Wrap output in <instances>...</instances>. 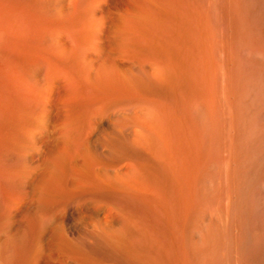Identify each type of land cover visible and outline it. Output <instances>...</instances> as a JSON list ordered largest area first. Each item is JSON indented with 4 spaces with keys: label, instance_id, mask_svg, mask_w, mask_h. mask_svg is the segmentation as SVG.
Instances as JSON below:
<instances>
[{
    "label": "bare ground",
    "instance_id": "1",
    "mask_svg": "<svg viewBox=\"0 0 264 264\" xmlns=\"http://www.w3.org/2000/svg\"><path fill=\"white\" fill-rule=\"evenodd\" d=\"M30 1L31 0H0V33H1L0 36H2L1 39L3 38L2 40L3 42H0V47L1 49L4 48V51L8 54L7 56L5 55L6 63H4L6 64L5 69L7 67V70L3 71L5 72L4 74H2L3 76H1L0 74V78L2 77L3 79V80L2 79L0 80H2L3 81L2 83L4 84V86H2V89L4 88V91H5L2 94L3 95L7 94V97L9 98L10 96V99H11L12 93L14 92L16 93L18 92L19 95L21 96L20 97L21 104L18 105L19 106L18 109L16 108L18 110L17 112H13V110L11 111L12 108L10 109L8 107H5V109L8 108L7 112L9 111V109L11 112L9 111L10 113L5 114L4 113L5 109H2V112L5 115L0 116L1 118L0 119V264H39L42 257L45 258L44 244L46 242L44 243V234L46 231L45 229L47 228L46 227L47 222H49L48 220H50L48 218L53 217V216L48 217L52 215L51 212L53 210L50 212L52 208L49 207L50 208L49 210L50 214L48 213L49 215H47L46 213V210H47L46 203H48L47 201L49 200H47L48 198L45 199V196L47 197L46 194H48L47 193L48 191L46 190V184L48 181L46 180L49 177L47 176V172L49 171H46L48 169L47 166L49 165V163L46 166L47 160H46V152H45V144H44L45 142L44 136L46 134L45 127L48 128L47 125L45 124L46 122L45 119H47L45 118V115L47 113L45 112L46 110H45V104H44L46 101V99H44L45 97L44 90L46 89L47 83L44 82L45 80L44 79L45 78L44 77L45 61L43 59L44 55L41 56L42 54H44L45 51L43 50L44 51L43 52L41 50L42 47L41 48L39 47L40 51H42L43 53L39 55L38 57H37L38 53L36 52H35L37 54L36 57H29L30 54L29 56L25 55L27 57H23L24 55L23 53L26 49L23 47L25 50L23 51V53L21 52L23 54L22 55L20 53V50L22 48L20 47L21 49H19L17 47L19 49V52H18L19 54L16 53V50L14 49V47L18 43L14 44L15 42L13 43L12 41L13 38H11L12 33L14 32L13 30L16 29V26L19 27L20 24L22 23L25 24V22H22L23 20L28 21V18L27 19L25 18L29 13ZM138 1H137V4L138 5L140 4L141 5L140 8H141L143 5V0H142V4L139 3ZM147 1L148 0H145V2ZM158 1L161 2L160 5L167 3V1L162 3L163 0L162 1L158 0ZM186 1L188 3V8L186 9L184 7L186 10L182 12L183 10L180 9L181 7L180 8L178 7L181 10V14L175 13L176 22L169 26H164L165 24H167L166 22L165 24H162V25H161L162 22H160L161 26L159 25L154 26L153 23L149 22V20L151 21V19H152L151 22H153V18L152 17L149 18L150 15L152 16L155 12V10L152 8L154 11L152 10L153 13L152 14L149 13L150 15H146L138 11H134L131 13L128 12V14H130L131 17H133L136 20L135 24L134 23L131 24L132 23L131 21L133 20H130V19H133V18H131L129 15H128L129 21L127 22L129 23L131 22V23L128 24L126 22L128 18H123L124 14L123 12L122 13L120 12L121 15L123 14L120 18H123V20L124 19L126 20L122 21L121 19V21H119L120 24H115L114 20L115 18H117V15H116L113 20V23L115 24L114 26L115 28L108 27L105 24L106 21H105V16H103V13L100 12L101 15H98V10L95 8V6H92V8L88 9L89 10L88 16L87 15L85 16L88 18L87 19L84 18L86 22L82 21V23L72 27L71 29V32L74 34L76 41H77L76 43L75 39L72 40L74 41L73 44H76L75 47H77V50H78L76 51L79 53V54L75 53L76 55H80V53H82L83 55L84 52L86 51L87 53L88 50L89 52L94 51L96 53V58L94 59V62L96 63V66H95L96 68L95 67L92 68V66L94 65L93 61H89V62L86 61V63L87 64L89 63V64L84 67L85 69L83 72L86 74V76H90L92 75L91 72H94L95 74L92 76L94 77L93 79L94 81L93 80L91 81V87H93L94 85V87L98 88L97 91L100 90L98 92H102L104 93V95L109 97V99L106 100L108 104L103 103L105 100L102 97L99 98L100 100H104L102 101V103L101 101L98 102L99 104L97 105L98 107L100 106L99 109H101L102 104L104 106H106L107 104L106 108L107 109L111 108L109 110V113L110 112L112 113V111L116 112V110L120 107L118 109V112L114 113L115 116L117 117V118L115 117L117 121L116 122H112L113 120L111 121L114 124L112 125L113 127L111 130L112 131L111 134L108 137L105 136L104 142L106 144H104L103 146V144L100 141V143L102 144L101 146H103V148L105 147V151L107 153L106 155H108L107 157H109L110 160L114 162L115 166L113 164L112 166H110L111 169H113L112 167L114 166L113 173L107 174V172H109L108 170L105 174L102 173V175L103 174L104 175L102 177L100 176L98 177L101 180V184H100L101 186L97 190L92 189L93 190L92 191L90 189L91 190L89 191L90 193H85L86 191H84L85 194H89L88 198L81 197V195L78 196L76 193L77 197L72 202L69 203V210L71 214L79 212L78 210L79 208L77 209V207L80 204H87L88 201L89 203L91 201V205L95 204V206L97 204L99 205V203L102 204L101 202H105L104 204L108 206V208H105L104 210L105 212H107L106 209H109L110 207L112 211H115L119 214L118 215L119 219L116 223H114L112 220H108L107 218H109L110 216L108 217V215H106L105 212L103 213L104 215L107 216V217L104 216L107 220L104 223H99L98 219H97L98 221H96L95 218L97 216L94 217L93 214L89 213L85 216L87 222L91 226V228L89 227L90 229H88L87 231L88 233L87 237L91 238V241L94 240L93 242L94 245L92 246L93 247L92 249L94 252H96L103 258L105 263L107 262L106 264H264V249L263 250L256 249L255 245L253 244L254 237H253V230H252V225L255 222L254 213L252 210V206L254 203L253 200L257 193V187L263 181V178H264V123H263L264 121L262 120L263 121L262 123L258 122L259 111L264 110V66H259V64L257 66L255 65V67L250 66L249 63H251L250 62L251 59H249V61L247 62L240 60V58L239 60L238 59L232 60L231 62H229V66H228L229 67V77L228 76L227 77L229 78L228 79L229 88H226V86H228L227 83L225 86V88L229 90L228 94L224 93L225 91H227L225 90L224 87H223L224 92L220 90V93L222 92L221 94L222 95L225 94L226 96L225 95L222 96L220 93H218L219 90L216 91L217 89L214 88L215 87L214 85L216 84L218 74L220 72L222 73L224 72L222 70L223 69L222 66L219 65V68H218V62L216 63L215 61L217 59H214L215 56L212 53V50L215 52L214 47H213L214 42L211 43L212 41L211 38L213 39V36L215 37L214 32L215 34H217L218 32V34H221L223 37L224 35L223 32L224 31L226 32V30L223 27L221 28L220 26L218 27L217 26L218 24L214 25L212 23L214 22L212 17L213 16L216 17V15H213L212 12H214L215 14V11H216L215 7H217L216 6L217 4L213 7L212 6L213 0H206L209 3L211 1L212 4L211 3L210 4L215 9L214 11L210 12L209 10H207L208 6L205 8L206 5L205 6L202 5L205 3L203 2L204 0L202 1L203 2L202 4H200L196 0H186ZM100 2H99V5H100ZM103 2L105 3V1ZM128 2L130 1L128 0ZM148 2H150V5H151V3H154V0H149ZM225 2L227 5L225 4L226 7L221 10H224L223 11L224 16L226 17L229 25H230V22L233 23L231 24L233 25L232 28L229 27L231 34L228 35L227 33V35L230 37L232 35V37H234V40H235L234 43L237 44V42L238 43L240 42L238 40L240 35L243 34V32H241V29H243V27L246 24H249V25L251 23L255 24V21L257 20L256 14L259 8H262V7H259L257 10V7H256L257 3H255L256 2L255 0H240L238 4L236 5V7H233V8L231 5L232 3H230L231 1L226 0ZM96 3L94 5H96ZM169 3L170 2L168 1L167 5H169ZM217 3H220V1H218ZM59 4H61V2ZM101 4L103 3L101 2ZM154 4L152 6L156 9V6H158V4L156 6H154ZM160 5H159V8L161 7ZM81 6L85 8V6L83 5ZM82 7L81 9H83ZM62 8L63 7H61V9ZM143 8L144 6L142 7V9ZM164 8H166L165 5H164ZM98 9L102 10L101 8H98ZM108 9H110V7ZM124 9L123 11H125ZM160 9L162 10L163 6ZM131 10L132 9H130V11ZM167 10L169 12L170 9L168 8ZM59 11L60 10H58V12ZM73 11L74 10H72L71 12L72 14L74 13ZM77 11L79 10H76L75 12L78 13ZM110 11L112 10L110 9ZM110 11L107 10V12H110ZM114 11H112V14L114 13ZM118 12L119 11H116L115 14L116 13L118 14ZM143 12H145V10ZM164 12L166 13L167 11H164ZM178 12L180 11L178 10ZM120 13L118 15H120ZM161 14L159 16H161ZM250 14L252 15V17ZM74 15L73 17L71 16L72 19L74 18ZM109 16L111 17V15ZM109 16L107 14L106 17H108L107 19H109L110 21ZM154 16L155 18L159 17L156 14ZM83 17H81V20H83L82 19ZM160 19H163V17ZM216 19H218V17ZM111 20H112V17H111ZM63 22H61L60 24L62 25ZM158 22H155V23L158 24ZM220 23L221 22H219V24ZM224 23L226 24L225 21ZM58 24H57V27H58ZM111 24L112 23H110L109 25ZM63 26H64L63 30H65L63 33L65 34L66 33L65 24ZM59 27L57 28L58 30L61 29ZM37 30H38V27H37ZM63 30H59L62 36L64 35L61 32ZM107 32L109 33V36H107L108 38L107 37L105 38H107V41L109 42L108 43L109 49L106 47L108 51H106L105 53V51L103 50V47H104L103 45H104V42L107 43V41H104L103 36L104 34L106 36ZM218 34H217V37H218ZM57 35L55 37L60 36V34L58 36ZM221 35H219V37H221ZM227 35L225 37H227ZM62 36H60L59 38H56V40L62 38ZM41 38L45 39L46 37L42 36ZM52 38L54 37L51 36L50 39L53 40ZM136 38H140V39L136 40ZM218 38H216V40ZM228 38L229 37H227V39ZM244 38H246V36ZM242 39H243V36H242ZM45 40L41 41L40 43L44 42ZM62 40L64 39L62 38ZM222 40H219V42ZM54 41L55 39L51 42L53 43ZM46 42L48 43V41ZM58 42H61V41L58 40ZM35 43H36V40H35ZM49 44H47L48 47H46L47 46L46 45L43 48L44 49L49 48ZM228 44H229V41L227 45ZM29 45L30 44H28V46ZM31 45L33 44L31 43ZM61 45L59 44L60 47ZM66 45L65 46L62 45V46H64L65 48ZM220 45H218L219 47L217 46L219 49H220ZM241 45L243 46V41ZM59 46L57 47V49L58 50L62 49V48H59ZM33 47L32 49L35 48V50L37 51L36 47L34 48ZM241 47H239L240 49L238 48V52H240ZM231 48L228 47L227 50H231ZM245 48L246 47H244V49ZM65 49L67 52V47ZM32 51L34 50H31V49L29 50L30 53H34ZM64 53L65 52H63V54ZM222 53H223V49H222ZM235 53L237 52L235 51ZM65 54L63 55L65 57L64 60L67 59L66 58L67 56H65ZM218 54H221V51L220 53L218 52ZM32 55L34 54H31V56ZM60 56L62 57V55ZM222 56H224V53ZM227 56L229 57L228 54ZM69 57L70 56H68V58ZM83 57L86 58L84 55ZM72 58L75 59L74 56ZM72 58H71L72 60L71 63L74 64ZM80 59L77 60V63ZM82 60H85V59H82ZM84 62L83 61L79 62V65L80 63L83 64ZM90 63L93 65L89 66ZM59 65H58L59 67L58 69L62 67V66L60 67ZM227 68L226 70H224L225 72L227 71ZM217 69H220V72ZM60 70H62V68ZM50 71H52V69ZM50 71H48L49 74L52 73ZM73 71L74 70H72L71 73H73ZM78 71L80 70H77V72ZM55 72L57 73V71ZM58 72L61 73L59 70ZM67 72H69V70ZM75 72L74 74L77 73ZM83 72L81 71L82 75H84ZM62 73H64V71ZM70 75L72 74H69V76ZM54 76L56 77V74ZM79 77L77 76V78ZM223 77H225V74ZM47 79L49 80L48 75H47L46 81H48ZM77 80L79 81V79ZM77 80H76V85L78 84ZM87 81L90 82V80H85V82ZM80 82L82 81H79V83ZM217 82L219 85L220 84L219 81ZM44 85H45V89H44ZM83 86L86 87V83ZM222 86H224V83L222 84ZM78 87H79V84H78ZM82 87H79L81 88V92L83 91ZM75 88L77 87L75 86ZM87 88H90V87H87ZM8 94L10 95L8 96ZM19 95H18V98H19ZM12 96H14V94ZM11 100L14 101L15 99H11ZM11 100H10V103L14 104V102H11ZM6 101L3 102V99L1 100L3 105L4 104L6 105ZM17 102L18 101H16V103ZM9 104L7 103L8 106ZM104 106L102 107L104 108ZM95 107L97 108V109L95 108L96 111L99 110L96 105ZM121 107L123 109L124 107L127 108L126 110L123 111V112L126 111V113H121L122 112ZM106 108H104L105 111H107ZM103 111L99 110V112L101 113ZM101 113H99L101 116L98 115V118H100L99 122H103L101 121L102 120L101 117L104 119L102 114L105 113L106 116L109 115L107 112H103L102 114ZM91 114H94V113L91 112L90 115ZM96 116L97 115L95 114V117ZM95 117L93 118L95 119ZM93 125L94 124H92V126ZM94 126L97 127L96 123ZM93 127L91 129L94 131L95 129H93ZM59 128L60 127H58V129ZM78 128H81V126ZM99 129H100V126H99ZM94 132H96V130ZM70 137L68 139H70ZM82 137H84V135ZM82 151L84 150L82 149ZM92 154L93 152H91V154H88V155L90 156ZM80 155L81 154H79L78 156L81 159L83 155L81 156ZM85 155H87V153ZM103 155L105 154L103 153ZM78 156H76L77 159H78ZM95 157H97V155ZM99 157H97L98 160H99ZM83 158L86 159L85 157H82V159ZM84 159L82 160L83 162L81 161L83 164L86 161H88L87 159L86 160ZM95 160L96 159H94V161ZM49 161H52V160H49ZM91 161L95 165L98 162L97 160H96L97 161L96 163H94L93 160ZM90 164L91 163L87 165L88 169H89ZM99 165L95 167L98 168ZM116 166L117 167L119 166V167L117 168ZM85 167L86 166L84 165V168ZM91 167L92 166H90V168ZM103 170L105 172V169ZM93 172L95 173L96 170L95 171L93 170ZM217 172L221 174L220 177H222L225 188H226L225 193L227 191L226 194H228V197L230 198L229 199L226 196V199L230 200V204H229L230 205V218H229L230 222L226 223L227 221L225 220V218H223V216L221 217L222 213L216 212L215 216H217L218 213L220 216L218 215V218L216 217L217 219L216 218L215 219L216 220L220 219L221 223L218 224L217 222H215L211 226L209 224L210 227L208 229H207L208 227L207 224L204 223V226L205 224L207 226L205 227L206 231H204L202 222L203 221L208 222V219L206 221L204 220L205 214L207 212L204 214L201 210L197 208L199 207V205L197 204L199 201L205 200L210 195L212 196V192H214L212 190L216 189L217 187L216 186L214 188L215 185L213 184L215 182ZM73 173H75V171ZM96 174L95 176H98ZM92 175L94 178V174ZM78 178L82 180V183L84 182L85 179H87V178H84L83 180L80 177ZM217 178H219V176ZM218 180L220 181V184H223V181L221 183L220 178ZM94 181L96 180L94 179ZM98 182L100 183V181ZM94 184H95L94 186L97 185V183H94ZM82 186L84 185L82 184ZM89 186L90 185H88L87 187L89 188ZM83 189L85 190L86 188L83 187ZM83 189L81 192L77 189V192L79 191L81 194L83 193ZM147 191H149V193L151 191H155L157 194L163 197V200L165 198V200L169 202L168 206H170V204L172 205L174 204L179 208L178 211L181 210L183 212L181 214H183L182 218H184L183 220L184 224L182 223L183 232H184V236H183L184 240H183V246L180 250V253L178 252L179 255L176 257V259L174 258L175 260L171 259L170 261L169 257L171 256L168 257V254L172 253L173 251H175V254H178L175 246L171 244V242L173 241L174 243L176 239L173 240L174 239L173 238L172 241L170 242L167 239L168 240L167 242L169 243L168 245L167 244L165 245L161 237L162 235L160 236L158 234L159 233L158 231L150 230L152 228L149 229L147 225H145L142 221L143 216L141 217V214H140L141 212H139L138 210V205L139 203L142 202L143 200L142 198L145 197L143 193H147ZM219 193H221V190ZM219 193H217V195H219ZM217 195L214 194L213 196H217ZM217 197L220 198V196H217ZM70 198L73 199V197H70ZM80 199L82 200V203L80 202L81 201ZM96 201H100V202L98 203ZM147 201H148V198H147ZM208 201H212V200L210 199ZM156 202L158 201L156 200ZM221 202L223 203V201H220V203ZM226 202H227L225 205V207L227 206L226 211H229L228 201ZM208 203H211V202H208ZM222 203L221 205H223ZM162 205L164 204L162 203ZM206 205L207 204L203 206H206ZM215 205H213V208H215ZM218 205L219 207H222L220 206V204ZM262 205L264 206V204ZM21 206H24L23 212L20 210ZM53 206L54 205H52V207ZM148 206L150 207V205ZM177 207H174V208L177 209ZM223 207L222 209L224 210V213H226ZM57 208L58 210L55 209V212H54L55 214H57V211L59 210H60L59 211L60 213L63 212L62 207L60 208L59 206ZM168 208H170L169 211L172 212L171 206ZM213 208L212 210L209 209L208 212L209 211L212 212ZM154 209L156 210L158 209L156 208V205ZM150 210H151V207H150ZM217 210L220 211V209L218 208ZM261 210H264V208ZM112 211L110 212L109 210L110 214H112ZM167 211L165 210L164 212L166 213ZM59 212L58 214H60ZM153 213L154 212L152 211V214ZM20 214H22L23 218H21L22 220L16 224L14 222V219ZM113 214L117 216V214H115L114 212ZM62 215L63 214H61V217ZM114 215L113 217H110V219L111 218L113 219ZM145 215H144V219L146 217ZM210 215L211 214H209L208 217H210ZM20 217L21 216H19V218ZM228 217L229 216H227V218ZM258 217H260V215H258ZM53 218L51 219L53 221L52 225L54 224L55 221L57 222V220L54 221ZM167 218H165V220H167ZM177 219L179 221V218ZM223 219H224V222L226 221L225 222L226 224H224V222L222 224ZM63 220L65 221L66 219L63 218ZM256 220L258 222V218ZM64 221H63V224H64ZM209 221L211 220L209 219ZM60 222L61 221H59V223ZM149 222L150 221H148V223ZM167 222L173 225V223H171L169 219ZM211 222L213 223V221ZM257 222H255V224ZM174 224H175V227H178L177 226L178 223L177 224L174 223ZM52 225L50 224L49 227L52 228ZM56 230L58 229L56 228ZM173 230L175 231V228ZM61 232L59 231L60 233L59 236L61 235ZM62 233H64V231ZM163 233L165 234V232ZM169 234H168V237H169ZM59 236L58 238H61ZM170 237H172V234ZM49 240H50V237H49ZM47 242L49 243L48 239H47ZM70 242L71 241H69V243ZM178 242L179 241H177V243ZM181 242L182 241L180 240V243ZM79 244H82V243H79ZM56 245L59 248L61 244L59 245V243L58 244L56 243ZM47 246L49 245L47 244ZM70 246L71 245L67 246V248ZM180 246L181 245H179V247ZM51 247L53 246L51 245ZM51 247H48V248H51ZM55 248L57 249V247ZM75 249L77 250L81 248L75 247ZM48 250L49 249H47V251ZM60 251H62V249ZM66 252H67L66 255L68 257V254L71 252L68 253V250ZM84 252L86 251H83V253ZM55 253H57V250L55 251ZM85 255L83 256L85 257ZM94 255L95 257L97 256L96 254ZM49 256L50 254L48 255V257ZM70 256L68 258H70ZM75 256L81 257L80 252H79V255H75ZM77 258L78 257H76L75 259ZM88 258L91 259L90 256ZM88 258L83 259L84 262ZM89 259L87 261H89ZM67 261L69 260L67 259ZM87 261L86 263H88ZM56 263H57V259H56ZM62 263H64V261ZM71 263L78 264L79 262L72 259ZM98 263H99V259L97 261V264ZM80 264H83V263H80Z\"/></svg>",
    "mask_w": 264,
    "mask_h": 264
},
{
    "label": "rangeland",
    "instance_id": "2",
    "mask_svg": "<svg viewBox=\"0 0 264 264\" xmlns=\"http://www.w3.org/2000/svg\"><path fill=\"white\" fill-rule=\"evenodd\" d=\"M64 1V2H63ZM78 1V2H77ZM80 1V2H79ZM83 1H84V3H83ZM86 0H31L30 1V6H29V13H28V17L26 16V18L25 19H27L28 18V21H26V20H23L22 22H25V24H18L19 25V27L18 26H16V29H14L13 31V33H12V37L11 38H13V43L14 44H16V43H18V44H16L15 45V47H14V49L16 50V53H18L19 52V49H21L20 50V53L22 52L23 53V51L25 50L26 51V53H25V51H24V55H23V57H27V56H29V54H30V56L29 57H36V53H38V55H37V57L39 56V55H41L44 51L46 52V54H45V52H44V54H42L41 56H43V59H44V61H45V72H44V82L45 83H47V85H46V89H45V85H44V95H45V97H44V99H46V101H45V112L47 113L46 115H45V118H47V119H45V121L47 122H45V124L47 125V127L48 128H46L45 127V132H46V134H45V136H44V144H45V152H46V166L48 165V163H49V165L47 166V170L46 171H49V172H47V176H49L48 178H47V180L46 181H48L47 182V184H46V190L48 191H46L48 194H46L47 195V197L45 196V199H47V200H49V201H47L48 203H46V208H47V210H46V213H47V215H49L50 214V212H51V214L52 215H50V216H48V217H52L53 218V220L55 221V220H57V222L55 221L54 222V224L52 225V218H48V219H50V220H48L49 222H47V228L45 229L46 231H45V234H44V256H45V258L44 257H42V259L40 260V263L39 264H59L60 262V264H72L71 263V260L72 259H74V260H76V261H78L79 263L78 264H80V263H83V264H97V261H98V259H99V263L98 264H101V263H103V264H106L105 263V261L103 260V258L99 255V254H97L96 252H94L93 251V245H94V240L93 241H91V238H89V237H87L88 236V233H87V231H88V229H90L91 228V226H90V224L87 222V220H86V215L87 214H93L94 215V217H96L95 218V220L96 221H98L99 223H104L107 219L108 220H112L114 223H116L117 221H118V219H119V214L117 213V212H115V211H112L111 209H110V207H109V209H106V211L107 212H105L104 210H105V208H108V206L107 205H105L104 203L105 202H101L102 204H100L99 202L100 201H96V202H98L99 203V205L97 204L96 206H95V204H93V205H91V201H90V203H89V201H88V203L87 204H80L78 207H77V209L79 210V212H77V213H74V214H71V212H70V210H69V203L70 202H72L76 197H77V195L79 196V195H81V197H84V198H88V195L89 194H85V193H90L89 191H91L92 189L93 190H97L101 185V180H100V178H98L99 176L100 177H102L106 172H107V170L109 171V172H107V174H111V173H113V169H114V162L112 161V160H110V158L109 157H107L108 155H106L107 153H106V151H105V147L103 148V146H104V144H106L104 141H105V136L106 137H108L110 134H111V130H112V125H114L112 122H116L117 121V117L115 116V114L114 113H116V112H118V109L120 108H118L117 110H116V112H113L112 111V113L110 112L109 113V110L111 109H107L106 107H107V104H108V102L106 101L107 99H109V97L108 96H106V95H104V93H102V92H98V91H100V90H98L97 91V89L98 88H96V87H94V85H93V87H91V81L94 79V77H92L95 73L94 72H91V74L92 75H90V76H86V74L83 72L84 71V67L86 66V65H88L87 63H86V61L87 62H89V61H93V64H91L90 63V65L89 66H91V65H93L92 66V68L93 67H95L96 66V63L94 62V59L96 58V53L93 51H91V52H89V50L87 51V53H86V51L84 52V56L86 57L87 55H89V56H87L86 58H84L83 57V55H82V53H80V55H76L75 53H77V54H79L77 51V47H75V45L76 44H73V42L74 41H72V40H74L75 39V42L77 43V41H76V38H75V36H74V34L71 32V29H72V27H74V26H76V25H78V24H80V23H82V21L84 22H86V20L85 19H87L88 17H85L86 15L88 16V9H90V8H92V6H95V8L98 10V15H101V13L100 12H102L103 13V16H105V24H106V26H108V27H114L115 26V24H120V22L119 21H121V19H122V21H125L126 19H124L123 20V18H128L129 16L131 17V15L130 14H128V12H134V11H138V12H142V13H144V14H146V15H150V14H152L153 13V11L155 10V12H154V14L151 16L150 15V17L149 18H153V22H151L152 21V19H151V21L149 20V22L150 23H153V25L155 26H161L162 24H165V22L168 24H165L164 26H169V25H172V24H174L176 21V14L175 13H178V14H181V10L180 9H182L183 11L182 12H184V10H186L187 8H188V3H187V1L186 0H161L162 1V3L163 2H166L167 1V3H165V4H163V5H160L161 4V2H159L158 0H154V3H151V5H150V2H145V0H143V5H142V7L144 6V8L142 9V7L140 8V4L138 5L137 4V1L138 0H129L130 2H128V0H107V2H106V0H101V2L103 3V4H101V2H100V0H87L86 2H85ZM103 1H105V3H107V4H105ZM112 1H113V3H112ZM120 1V2H119ZM134 1V2H133ZM158 1V2H157ZM168 1L170 2L169 3V5H167L168 4ZM196 1H198L200 4H202L203 2H205L204 4H202L203 6H205V8L208 6V8H207V10H209L210 12H212V11H214L215 9L213 8L216 4V6L217 7H215L216 8V11H215V14H214V12H212L213 13V15H216V17L215 16H213L212 17V19L214 20V22H212L214 25H216V24H218L217 26L219 27L220 26V28L221 27H223L225 30H226V32L224 31L223 32V37H222V35L221 34H218V32H217V34H218V37H219V35H221V37H217V34H215V32H214V35H215V37L213 36V39L211 38V43H213V47H214V50H215V52L212 50V53L214 54V59H217V60H215L216 61V63L218 62V68H219V65L220 66H222L223 67V72L224 73H222V72H220V69H217V70H219V74H218V77H217V81H219V85H218V82L216 81V84L214 85L215 87V89H217L216 91H218V93H220V90L222 91V92H224V88H225V86H226V83H227V85L228 86H226V88H229V62H231L232 60H236V59H238L239 60V58H240V60H242V61H244V62H247V61H249V59H251V63H249L250 64V66H254L255 67V65L257 66L258 64H259V66H264V0H255L256 2L255 3H257L256 4V7H257V10H258V8L259 7H262V8H259V10H258V12H257V14H256V17H257V20L255 21V24L254 23H251L250 25L249 24H246L247 25V27H246V25L243 27V29H241V32H243V34H241L242 36H243V39H242V36L240 35V37H239V43L237 42V44H235L234 42H235V40H234V37H232V35H231V37L230 36H228V35H230L231 34V31L229 30L230 28H232V26L233 25H231V24H233L232 22H230V25H229V23L227 22V19H226V17L224 16V10H221V9H224L225 7H226V0H213V7L211 6V4H212V2L210 1V3L208 2V1H206V0H196ZM203 1V2H202ZM216 1V2H215ZM218 1H220V3H217ZM228 1V0H227ZM229 1H231L230 3H232L231 5H232V8L233 7H236V5L238 4V2L240 1V0H229ZM237 1V2H236ZM258 1V2H257ZM61 2V4H59ZM87 2H88V4H87ZM97 2L98 3V5H97V3H96V5H94L95 3ZM99 2H100V5H99ZM133 2V3H132ZM139 3H141L142 4V0H139L138 1ZM179 2V3H178ZM236 2V3H235ZM263 2V3H262ZM42 3V4H41ZM69 3H71V4H69ZM82 3V4H81ZM122 3H124V4H122ZM136 3V4H135ZM145 3V4H144ZM235 3V4H234ZM260 3V4H259ZM83 5V6H85V8L84 7H82L81 5ZM84 4H86V5H84ZM89 4H91V5H89ZM112 4V5H111ZM114 4V5H113ZM126 4V5H125ZM131 4V5H130ZM154 4V6H156L157 4H158V6H156V9L152 6ZM179 6H178V5ZM208 4V5H207ZM226 4V5H225ZM60 5V6H59ZM62 5V6H61ZM71 5V6H70ZM83 8V9H81V7ZM102 5V6H101ZM107 5V6H106ZM135 5V6H134ZM146 5H147V7H148V9H147V7H146ZM159 5L162 7L163 6V9L161 10L160 8H159ZM164 5H165V7L168 9H170L169 10V12H168V10L166 9V8H164ZM173 5V6H172ZM182 5V6H181ZM186 5V6H185ZM218 5H220V6H218ZM223 5H225V6H223ZM233 5H235V6H233ZM48 6V7H47ZM57 6V7H56ZM90 6V7H89ZM98 8H101L102 10H100V9H98ZM106 6V7H105ZM117 6H118V8H117ZM134 6V7H133ZM167 6H169V7H167ZM177 6V7H176ZM222 6H223V8H222ZM61 7H63L62 9H61ZM65 7V8H64ZM110 7V9L112 10V11H114V13L112 14V11H110V9H108ZM114 7V8H113ZM125 9H124V8ZM159 8V10H158V8ZM172 9H171V8ZM176 7V8H175ZM180 9H179V8ZM186 9H185V8ZM220 7V8H219ZM77 8V9H76ZM80 8V9H79ZM87 8V9H86ZM135 8V9H134ZM146 8V9H145ZM154 10H153V9ZM81 10L80 11V13L82 12V11H84V12H82L81 14L79 13V11H77L78 13H76L75 11L76 10ZM116 9H118V10H116ZM122 9V10H121ZM123 9L125 10V11H123ZM130 9H132L131 11H130ZM134 9V10H133ZM138 9V10H137ZM174 9H175V11H174ZM213 9V10H212ZM219 9V10H218ZM58 10H60L59 12H58ZM63 10V11H62ZM72 10H74L73 12V14L71 13L72 12ZM104 10V11H103ZM107 10L108 11H110V12H107ZM121 10V11H120ZM128 10V11H127ZM145 10V12H143ZM147 10V11H146ZM150 12H149V11ZM153 10V11H152ZM161 14V16H159L160 14L157 12V11ZM167 11L166 13L164 12V11ZM172 10H173V12H172ZM178 10L180 11V12H178ZM65 11V12H64ZM70 11V12H69ZM116 11H119L118 12V14L121 12H123V18H120L122 15H121V13H120V15H118L117 13L115 14V12ZM161 11V12H160ZM177 11V12H176ZM56 12V13H55ZM223 13V15H222V13ZM64 13V14H63ZM108 14V16L109 15H111V17H112V20H111V17L109 16V18H110V21H109V19H107L108 17H106L107 16V14ZM150 13V14H149ZM211 13V14H212ZM218 14V16H217V14ZM261 15H260V14ZM57 14V15H56ZM70 14V15H69ZM75 14V15H74ZM77 14H78V16H77ZM85 14V15H84ZM126 14H127V16H126ZM158 15L159 17H156L155 18V16L154 15ZM167 14V15H166ZM169 14V15H168ZM172 15V17H171V15ZM73 15H74V18L72 19L71 18V16L73 17ZM114 17H113V16ZM117 15V18H115V16ZM129 15V16H128ZM164 15H166V16H164ZM251 15V14H250ZM56 16H57V18H56ZM62 16V17H61ZM66 16H67V18H66ZM84 16V17H83ZM118 16H119V18H118ZM125 16V17H124ZM223 17V19H222V17ZM59 17V18H58ZM65 17V18H64ZM81 17H83L82 19L83 20H81ZM163 17V19H160V18H162ZM168 17V18H167ZM174 17H175V19H174ZM215 17V18H214ZM218 17V19H216ZM220 17V18H219ZM251 17H252V15H251ZM52 18V19H51ZM62 20H61V19ZM64 18V19H63ZM85 18V19H84ZM114 18H115V20H114ZM131 18H133V17H131ZM158 18V19H157ZM71 21H70V20ZM78 19V20H77ZM119 19V20H118ZM172 19V20H171ZM217 21H216V20ZM220 19V20H219ZM56 20H58V21H56ZM80 20H81V22H80ZM109 21V23H108V21ZM113 20H114V23H113ZM117 20V21H116ZM130 20H133V21H131L130 23L131 24H135V22H136V20L133 18V19H130ZM157 20V21H156ZM170 20V21H169ZM174 20V21H173ZM212 20V21H213ZM219 20V21H218ZM223 20V21H222ZM50 21V22H49ZM60 21V22H59ZM64 21V22H63ZM69 21V22H68ZM74 21V22H73ZM127 21H129V18H128V20H126V22ZM159 21V22H158ZM172 21V22H171ZM216 21V22H215ZM224 21L226 22V24L224 23ZM58 22H59V24L61 23V22H63L64 24H65V29H66V33L64 34L63 32L65 31V30H63L64 29V24L62 23V25L60 24H58ZM118 22V23H117ZM125 22V23H126ZM155 22H158V24L157 23H155ZM160 22H162L161 23V25H160ZM170 22V23H169ZM218 22V23H217ZM219 22H221L220 24H219ZM262 22V23H261ZM69 23V24H68ZM110 23H112L111 25H109ZM128 24H130L129 22H127ZM223 23V24H222ZM261 23V24H260ZM57 24H58V27L59 28H61V29H59V30H63V31H61L64 35L62 36V34L60 33V31L57 29L58 27H57ZM68 24V25H67ZM71 24V25H70ZM108 24V25H107ZM222 24V25H221ZM228 24V25H227ZM67 25V26H66ZM227 25V26H226ZM55 26V27H54ZM69 26V27H68ZM37 27H38V30H37ZM57 27V28H56ZM227 27V28H226ZM230 27V28H229ZM253 27V28H252ZM260 27V28H259ZM40 28V29H39ZM115 28V27H114ZM251 28V29H250ZM259 28V29H258ZM59 31H57V30ZM245 30V31H244ZM36 31V32H35ZM37 31H39V32H37ZM55 31H57V32H55ZM250 31H252V32H250ZM31 32V33H30ZM54 32V33H53ZM56 33V34H55ZM60 34V36H62V38L64 39V40H62V38H60V39H58L59 41H61V42H58V40H56V38H59V37H55L57 34ZM227 33H228V35H227ZM248 33V34H247ZM257 33V34H256ZM43 34H45V35H43ZM58 34V35H59ZM105 34H106V32H105ZM105 34H104V36H103V39H104V41H107V36H109V33L107 32V35L105 36ZM256 34V35H255ZM0 35H1V33H0ZM38 35V36H37ZM57 35V36H58ZM227 35V37H229V38H231V39H227V37H225ZM14 36V37H13ZM31 36V37H30ZM33 36V37H32ZM46 37L45 39L43 38H41V37ZM48 36V37H47ZM51 36H53L54 38H52L53 40L55 39V41L57 42H51V41H53V40H51L50 38H51ZM246 36V38H244ZM1 37L2 36H0V42H3L2 40H3V38L1 39ZM105 37H107V38H105ZM250 39H249V38ZM33 38H35V39H33ZM216 38H218L217 40H216ZM223 40H222V39ZM15 39V40H14ZM32 39V40H31ZM38 39V40H37ZM140 38H136V40H139ZM225 39V40H224ZM227 39V40H226ZM242 39V40H241ZM252 39V40H251ZM35 40H36V43H35ZM43 40H45L44 42H42V43H40L41 41H43ZM215 40V41H214ZM219 40H222V41H220L219 42ZM231 40V41H230ZM30 41H32V42H30ZM46 41H48V43L46 42ZM72 41V42H71ZM228 41H229V44L231 43H233L232 45L230 44H228L227 45V43H228ZM242 41H243V46L241 45L242 44ZM248 41V42H247ZM49 42H50V44H49ZM65 42V43H64ZM218 42V43H217ZM225 42V43H224ZM31 43L34 45V47H36V49H37V51L35 50V48L33 47V45H31ZM45 43H47V44H49V48H46V47H48V45L47 44H45ZM69 43H71V44H69ZM109 42L107 41V43L106 42H104V47H103V50L105 51V53H106V51H108V49H109V44H108ZM221 45H220V44ZM241 43V44H240ZM28 44H30L34 49H32V47L30 46H28ZM45 44V45H44ZM55 44V45H54ZM56 44H58V45H56ZM59 44L61 45H66V47H67V52H66V47L64 48V46H62L61 45V47L59 46ZM72 44H73V46H72ZM107 44H108V46H107ZM245 44V45H244ZM21 45V46H20ZM47 45V46H46ZM53 45V46H52ZM215 45V46H214ZM218 45H220V49L218 48L219 46ZM225 47H224V46ZM44 46H46L45 48L46 49H44L43 47ZM59 46V48H64L63 50L62 49H57V47ZM218 46V47H217ZM223 46V47H222ZM232 47L231 48V50H227L228 49V47ZM242 46V47H241ZM19 49H18V48ZM21 47V48H20ZM25 49H24V48ZM39 47L41 48V50L43 51H40V49H39ZM76 48V49H74V48ZM108 49H107V48ZM217 47V48H216ZM239 47H241V50H240V52H238V48ZM244 47H246L245 49H244ZM72 50H71V49ZM216 48V49H215ZM233 48H234V50H233ZM31 49V50H34V51H32V52H34V53H30L29 52V50ZM49 49V50H48ZM71 51H70V50ZM221 51V54H218V52L220 53V51ZM222 49H223V53H224V56H222L223 55V53H222ZM240 49V48H239ZM247 49V50H246ZM2 50H3V52H2ZM62 50V51H61ZM73 50H77L76 52L75 51H73ZM226 50V51H225ZM61 51V52H60ZM217 51V52H216ZM235 51L237 52V53H235ZM244 51V52H243ZM246 51V52H245ZM3 54H2V53ZM27 52H29V53H27ZM36 52V53H35ZM40 52V53H39ZM49 52V53H48ZM63 52H65L64 54H65V56H67L66 58L67 59H65L64 60V54H63ZM70 52V53H69ZM74 52V53H73ZM226 52V53H225ZM229 52V53H228ZM235 54H234V53ZM243 52V53H242ZM260 52V53H259ZM62 53V54H61ZM67 53H68V55H67ZM232 53V54H231ZM244 53H246V54H244ZM19 54V53H18ZM20 54V55H21ZM31 54H34V55H32L31 56ZM59 54V55H58ZM72 55V57L74 56L75 57V59L74 58H72L71 57V55ZM75 54V55H74ZM218 54V55H217ZM227 54L229 55V57L227 56ZM231 54V55H230ZM234 54V55H233ZM8 55L5 51H4V48L3 49H1V47H0V67L2 68H0L1 70H0V74H1V76H3L2 74H4L5 72H3L4 70L6 71L7 70V67H6V69H5V66H6V64H4V63H6V56ZM21 55V56H22ZM25 55H27V56H25ZM57 55V56H56ZM60 55H62V57L60 56ZM82 55V56H81ZM92 55V56H91ZM105 55V54H104ZM217 55V56H216ZM245 55V56H244ZM5 56V57H4ZM40 56V57H41ZM68 56H70L69 58H68ZM81 56V57H80ZM232 58H231V57ZM239 56V57H238ZM241 56V57H240ZM248 56V57H247ZM28 57V58H29ZM77 57V58H76ZM79 57V58H78ZM91 57V58H90ZM217 57H219V58H217ZM3 58V59H2ZM63 60H61V59ZM71 58L73 59V62H74V64L73 63H71L72 62V60H71ZM80 58H82V59H85V60H82V59H80ZM224 58V59H223ZM227 58V59H226ZM229 58V59H228ZM235 58V59H234ZM258 58V59H257ZM70 59V60H69ZM78 59H80L79 61H78V63H77V60ZM220 59H221V61H220ZM244 59V60H243ZM246 59V60H245ZM248 59V60H247ZM2 60V61H1ZM59 60V61H58ZM76 60V61H75ZM228 62H227V61ZM60 61H62V62H60ZM84 62L83 64L82 63H80V65H79V62ZM255 61V62H254ZM262 61H263V63H262ZM219 62H221V63H219ZM259 62V63H258ZM261 62V63H260ZM3 63V64H2ZM57 63H58V65L59 64H61V65H59L61 68H62V70L63 69H65V70H63L64 71V73H62L63 71L62 70H60V69H58L59 67H58V65H57ZM86 63V64H85ZM225 63H226V65H225ZM53 64V65H52ZM73 64V65H72ZM221 64H223V65H225V66H223V65H221ZM228 64V65H227ZM263 64V65H262ZM77 65V66H76ZM79 65V66H78ZM4 66V67H3ZM50 66H51V68H50ZM54 68H53V67ZM72 66V67H71ZM82 66V67H81ZM228 68H227V67ZM49 67V68H48ZM71 67V68H70ZM76 67V68H75ZM79 69H78V68ZM81 67V68H80ZM68 68H70V69H68ZM96 68V67H95ZM226 68H227V73L224 71V70H226ZM52 69V71H50ZM57 69V70H56ZM69 70V72H67L68 70ZM74 70L73 71V73H71V71L72 70ZM82 69V70H81ZM57 71V73L55 72V71ZM58 70L61 72V73H59L58 72ZM67 70V71H66ZM71 70V71H70ZM75 70H76V72H77V70H80V71H78L77 73L75 72ZM48 71H50V72H52V73H50L49 74V72ZM66 71V72H65ZM81 71L84 73V75H82V73H81ZM93 71H94V69H93ZM74 72L76 73V74H74ZM59 73V74H58ZM81 73V74H80ZM222 73V74H221ZM53 74V75H52ZM56 74V77L54 76ZM69 74H72V75H70L69 76ZM224 74H225V77H223L224 76ZM47 75H48V77H49V80L48 81H46V78H47ZM79 77V75H80V77L79 78H77V76ZM221 77H220V76ZM223 75V76H222ZM228 76V77H227ZM87 79H86V78ZM220 77V78H219ZM225 78V79H223V78ZM76 78V79H75ZM91 78V79H90ZM0 79H2V77L0 78ZM75 79V80H74ZM77 79H79V81H82V82H84V83H82V82H80L79 83V81L77 80ZM81 79V80H80ZM219 79V80H218ZM3 80V79H2ZM2 80H0L1 82H0V84L3 82ZM76 80L78 81V84H79V87H82L83 85H85V83H86V87H82L83 89V91L81 92V88H79L78 87V84L76 85ZM84 80V81H83ZM85 80H90V82L89 81H87V82H85ZM223 80V81H222ZM228 80V81H227ZM72 81V82H71ZM94 81V80H93ZM222 81V82H221ZM226 81V82H225ZM71 82V83H70ZM90 83V85H89V83ZM214 82H215V80H214ZM224 83V86H222V84ZM74 84H75V86L78 88H75V86H74ZM50 85V86H49ZM80 85H82V86H80ZM87 85H89V86H87ZM1 87H0V90H2V91H0L1 93V96H0V98H2L3 99V102H5L6 100L8 101H6V105L4 104L3 105V103L1 102V100L2 99H0V102H1V109H0V114H2L3 112H2V109H5V107H8V108H12L11 109V111L13 110V112H17L18 110V108H19V106L18 105H20L21 103V96L19 95V93L17 94L16 92H14V93H12V95L14 94V96H12L11 95V99H15L14 101H12L11 99H10V94H8V96H9V98L7 97V94H2V93H4L5 91H4V88L2 89V86H4V84L2 83L1 85H0ZM216 86H217V88H216ZM87 87H90V88H87ZM224 87V88H223ZM48 88V89H47ZM89 89V90H87V89ZM94 88H95V90H94ZM225 88V90H227V91H225L224 93L226 94H228V89H226ZM76 89V90H75ZM94 91H93V90ZM87 90V91H86ZM78 91H80V92H78ZM86 91V92H85ZM221 92V93H222ZM220 93V94H221ZM223 93V94H224ZM15 94H16V96H15ZM98 94H99V96H98ZM101 94H102V96H101ZM224 94V95H225ZM3 95V96H2ZM18 95H19V98H18ZM222 95V94H221ZM224 95H222V96H224ZM226 96V95H225ZM14 97V98H13ZM97 97H98V99H97ZM100 97H102L104 100H100L99 98ZM105 97H106V99H105ZM6 100H5V99ZM18 98V99H17ZM101 98V99H102ZM17 99V100H16ZM10 100H11V102H14V104H12V103H10ZM16 101H18L17 103H16ZM99 101H101V103H102V101H104L103 103H107L106 104V106H104L103 104L101 105V109H99L100 108V106L98 107V105L97 104H99L98 102ZM7 103L9 104H12V105H10L9 104V106L7 105ZM3 105V106H2ZM95 105L98 107V109L100 110V111H103V112H107L109 115L108 116H106V114L104 113V114H102L101 112H99V110H97L96 111V107H95ZM15 106V107H14ZM17 106V107H16ZM102 106H104V108H106V110L107 111H105V109L102 107ZM4 107V108H3ZM14 107V108H13ZM93 107V108H92ZM8 108H6L5 110H4V113L5 114H8V113H10L11 111H10V109H9V111L7 112V110H8ZM17 108V109H16ZM96 108V109H95ZM121 109H122V112L121 113H126V111L125 112H123L124 110H126L127 108H125L124 107V109L121 107ZM94 111V112H93ZM115 111V110H114ZM261 111V112H260ZM259 111V114H258V122L259 123H262L263 121H264V110H260ZM7 112V113H6ZM94 113V114H91L92 115V117H91V115H90V113ZM96 112V113H95ZM101 113L102 115H103V117H104V119L101 117V121H103V122H99V120H100V118H98V115H100L99 113ZM2 114V115H0V116H3V115H5V114ZM262 113V114H261ZM95 114L97 115L96 117H95ZM112 114V115H111ZM94 115V116H93ZM105 115V116H104ZM113 115H114V117H113ZM260 115V116H259ZM47 116V117H46ZM101 116V115H100ZM99 116V117H100ZM261 116H263V117H261ZM93 117H95V119H96V121H95V119L93 118ZM106 117V118H105ZM116 117V118H115ZM91 120H90V119ZM1 119V118H0ZM98 119V120H97ZM107 121H106V120ZM87 120H88V122H87ZM93 120H94V122H93ZM113 120V121H112ZM263 120V121H262ZM92 121V122H91ZM106 121V122H105ZM112 121V122H111ZM83 123V124H82ZM88 123H89V125H90V127H89V125H88ZM95 123H96V125H97V127L96 126H94L95 125ZM102 123V124H101ZM110 123V124H109ZM112 123V124H111ZM264 123V122H263ZM81 124V125H80ZM85 124V125H84ZM92 124H94L93 126L95 127H93L92 126ZM79 125V126H78ZM100 126V129H99V126ZM111 125V126H110ZM62 126V127H61ZM73 126H75V127H73ZM77 126V127H76ZM81 126V128H78V127H80ZM84 126H85V128H87V129H85L84 128ZM87 126V127H86ZM58 127H60L59 129H58ZM67 128V130H66V128ZM93 127V129H95L96 130V132H94L91 128ZM64 128V129H63ZM79 130H78V129ZM98 128V129H97ZM71 129V130H70ZM74 129H75V131H74ZM81 129V130H80ZM108 129V130H107ZM48 132H47V131ZM87 132H86V131ZM88 130H90V131H88ZM67 131V132H66ZM77 131V132H76ZM101 131H102V133H101ZM103 131H104V133H103ZM65 132V133H64ZM91 132V133H90ZM93 132V133H92ZM108 132V133H107ZM64 133V134H63ZM73 133V134H72ZM87 133V134H86ZM96 133H98V134H96ZM57 134H58V136H57ZM60 134V135H59ZM69 134V135H68ZM78 134V135H77ZM81 134H82V136L84 135V137H82L81 136ZM102 134V135H101ZM105 134V135H104ZM108 134V135H107ZM66 135H67V137H66ZM87 135H89V136H87ZM94 135V136H93ZM96 135V136H95ZM104 135V136H103ZM63 138H62V137ZM71 136V137H70ZM74 136V137H73ZM101 136V137H100ZM103 136V137H102ZM70 137V139H68ZM96 137H98V138H96ZM60 138V139H59ZM76 140H75V139ZM83 138V139H82ZM87 140H86V139ZM100 139V140H99ZM98 142H97V141ZM91 141V142H90ZM100 141H101V143L103 144V146H101L102 144L100 143ZM64 142V143H63ZM77 142V143H76ZM89 142V143H88ZM83 143V144H82ZM97 143H98V145H97ZM65 144V145H64ZM77 144V145H76ZM83 146H82V145ZM76 145V146H75ZM70 148H69V147ZM90 146V147H89ZM97 146V147H96ZM81 147V148H80ZM84 147V148H83ZM89 149H88V148ZM100 147H102V148H100ZM81 149V151H82V149L85 151H82L83 152V154H82V152L80 151V149ZM96 148V149H95ZM69 149V150H68ZM74 149V150H73ZM76 149H77V151L78 152H80V153H78L77 151H76ZM101 149H102V151H101ZM89 150V151H88ZM98 150V151H97ZM67 151H68V153H67ZM101 151V152H100ZM89 152V153H88ZM91 152H93V154L92 155H90L91 156V158H90V156L88 155V154H91ZM98 152V153H97ZM87 153V155H85ZM102 153V154H101ZM103 153L105 154V155H103ZM71 154V155H70ZM75 155V156H73V155ZM79 154H81V155H83L82 157H85L88 161H86L88 164L89 163H91L90 164V166H92L91 168H90V166H89V169H88V164L85 162L84 164L82 163L83 161V159H82V157H81V159H80V157L78 156ZM70 155V156H69ZM80 155V156H81ZM97 155V157H99V160H98V158L97 157H95V156ZM99 155V156H98ZM104 157H103V156ZM76 156H78V159H80V160H78L77 159V157ZM87 156V157H86ZM93 156V157H92ZM101 156H102V158H101ZM95 157V158H94ZM93 158V159H92ZM86 159H84V160H86ZM94 159H96L95 161H94ZM100 159H101V161H100ZM103 159V160H102ZM105 159V160H104ZM49 160H52V161H49ZM91 160H93V162L94 163H96V165L95 164H93L92 163V161ZM107 160H109V161H107ZM54 161V162H53ZM82 161V162H81ZM107 163H105V162ZM100 162V163H99ZM101 162H102V164H101ZM104 162V163H103ZM111 162H113V163H111ZM101 164V165H99V164ZM109 163H111V164H109ZM54 164V165H53ZM87 164V165H86ZM112 164L114 165L112 168L113 169H111V167L110 166H112ZM84 165L86 166L85 168H84ZM93 165H95V166H98L99 165V167H101V168H96L95 166H93ZM116 165H118V164H116ZM120 165V164H119ZM51 166V167H50ZM105 166H107V167H104ZM117 167V166H116ZM115 167V168H116ZM119 167V166H118ZM117 167V168H118ZM77 168H79V169H77ZM96 168V169H95ZM116 168V169H117ZM95 171L96 170V172L94 173L93 172V170ZM103 169H105V172H104V170ZM87 170V171H86ZM91 170V171H90ZM71 171V172H70ZM75 171V173H73ZM218 171V170H217ZM78 174H77V173ZM84 172V173H83ZM98 172V173H97ZM100 172V173H99ZM72 173V174H71ZM97 173V174H96ZM102 173H104L103 175H102ZM55 174V175H54ZM74 174V175H73ZM84 174V175H83ZM91 174V175H90ZM92 174H94V178H93V175ZM95 174L96 175H98V176H95ZM71 175H72V177H71ZM77 175V176H76ZM220 173L219 172H217V175H216V178H215V182L213 183L215 186H214V188L216 187V189H214V190H212V191H214V192H216V193H214V192H212V196L210 195L208 198H206V199H208V200H212L213 201V203H212V201H208V200H203V201H199L198 202V204L197 205H199V207H197L199 210H201L204 214H205V218H204V220L206 221L207 219H208V222L206 221V222H202V226L204 227L203 229H204V231H206V228L205 227H207V229L211 226V225H213L215 222H217L218 224H220L221 223V220L220 219H218V220H216L217 218H218V215H219V213L217 214V216H215L216 215V212H220V213H222V215H221V217L223 216V218H225V220L227 221H225L226 223H229L230 222V200H227L226 199V196L228 197V194H226L227 193V191H226V193H225V190H226V188H225V185H224V181H223V179H222V177H220ZM75 176V177H74ZM89 176V177H88ZM219 176V178H220V180H221V183H222V181H223V184H220V181L218 180L219 178H217ZM78 177H80V178H82L83 180H84V178H87V179H85L84 180V182L82 183V180L81 179H79ZM96 177V178H95ZM70 178V179H69ZM72 178V179H71ZM89 179H91V180H89ZM94 179L96 180V181H94ZM75 180H77V181H75ZM81 182V184H80V182ZM87 180V181H86ZM94 182H93V181ZM89 181V182H88ZM98 181H100V183L98 182ZM216 181H218V182H216ZM92 184H91V183ZM264 178H263V181L258 185V187H257V193H256V196H255V198H254V200H253V206H252V210H253V213H254V218H255V222H257V218H258V222L255 224V222L253 223V225H252V230H253V237H254V242H253V244L255 245V247H256V249L258 250H263L264 249V228H263V226H264V210H261V209H263L264 208V206L262 205V204H264V186H262V185H264ZM74 183V184H73ZM78 183H79V185H78ZM87 183H89V184H87ZM94 183H97V185L96 186H98V187H96V186H94L95 184ZM98 183H99V185H98ZM82 184L84 185V186H82ZM87 184V185H86ZM220 185V186H218V185ZM67 185H68V187H67ZM73 185V186H72ZM76 185V186H75ZM82 187H81V186ZM88 185H90L89 186V188L87 187ZM48 186V187H47ZM79 186V187H78ZM86 186V187H85ZM93 186H94V188H93ZM224 186V187H223ZM262 188H261V187ZM78 187V188H77ZM81 187V188H80ZM83 187L84 188H86L85 190L83 189ZM92 187V188H91ZM222 187V188H221ZM48 188V189H47ZM80 188V189H79ZM96 188V189H95ZM221 188V189H220ZM66 189H68V190H66ZM72 189V190H71ZM76 189V190H75ZM77 189L81 192L82 191V189H83V193H81L80 194V192L78 191L77 192ZM91 189V190H90ZM92 190V191H93ZM216 190V191H215ZM220 190H221V193H219L220 192ZM74 191V192H73ZM84 191H86L85 193H84ZM219 191V192H218ZM259 191V192H258ZM153 194H152V193ZM150 193H149V191H147V193H143V195L145 196H143L144 198H142L141 200H142V202L143 203H145V204H143L142 202L141 203H139V205H138V210H139V212H141L140 214H141V217H142V221H143V223L145 224V225H147V227L150 229V228H152V229H150V230H152V231H158L159 233V235L162 237V239H163V241H164V244L166 245H168V243L170 242V241H172V239L173 240H175L176 239V241H174V243H173V241L171 242V244L173 245V246H175V248H176V251H177V253L179 252L180 253V250H181V248H182V246H183V240H184V232H183V220H184V218H182L183 217V214H181V213H183L181 210H179L178 211V207L176 206V205H172V204H170V206H171V211L172 212H170L169 211V209L170 208H168V207H170V206H168L169 205V202L167 201V200H165V198H164V200H163V197L162 196H160L159 194H157L155 191H151ZM76 193H77V195H76ZM215 195H217V193H219V195H217V196H220V198H221V200H220V198L219 197H217V196H213L214 194ZM82 194H84V195H82ZM158 195V197H157V195ZM224 194V195H223ZM86 195V196H85ZM150 195V196H149ZM258 195V196H257ZM49 196V197H48ZM153 196V197H152ZM70 197H73V199L72 198H70ZM212 197H213V199H212ZM217 197V198H216ZM146 198V199H145ZM147 198H148V201H147ZM150 198H151V200H150ZM158 198V199H157ZM210 198V199H209ZM219 198V199H218ZM229 198V197H228ZM81 199H83V198H81ZM80 199V200H81ZM216 199V200H215ZM223 199H225V200H223ZM230 199V198H229ZM258 199V200H257ZM260 199V200H259ZM149 200H150V202H149ZM154 200V201H153ZM156 200L159 202V204H161V205H159L158 204V202H156ZM163 202H162V201ZM223 201V205H221V203H220V201ZM255 200H257V201H255ZM94 201V200H93ZM211 202V203H208V202ZM214 201H216V202H214ZM219 201V202H218ZM226 201H228V210L229 211H226V207H225V205H226ZM259 201V202H258ZM260 201H261V203H260ZM81 203H82V200L80 201ZM95 202V203H96ZM147 202H149V203H147ZM152 202H154V203H152ZM207 202V203H206ZM93 203V202H92ZM147 203V204H146ZM162 203L164 204V205H162ZM203 203V204H202ZM256 203V204H255ZM78 204H79V202H78ZM153 204V205H152ZM201 204V205H200ZM205 204H207L206 206H203V205H205ZM209 204H210V206H209ZM215 204H220V206H224L223 208L225 209V212L228 214H226V213H224V210L222 209V207H219V205L217 206V205H215ZM258 204V205H257ZM48 205V206H47ZM52 205H54L53 207H52ZM57 205V206H56ZM60 206V208L62 207L63 209V212L62 213H60L59 211H57L58 210V208L57 207H59ZM89 205V206H88ZM148 205H150V207H151V210H150V207L148 206ZM152 205V206H151ZM155 205H156V208H158L157 210L156 209H154L155 208ZM167 205V206H166ZM213 205H215V208H213ZM262 205V206H261ZM95 206V207H94ZM100 206V207H99ZM104 206V207H103ZM106 206V207H105ZM142 206H143V208H142ZM146 206V207H145ZM161 206V207H160ZM163 206V207H162ZM177 207V209L176 208H174V207ZM216 206H217V208L218 209H220V211H218L217 210V208H216ZM259 206H261V207H259ZM52 208L51 210H50V208ZM88 208V209H86V208ZM90 207V208H89ZM103 207V208H102ZM205 207V208H204ZM256 207V208H255ZM23 208V209H22ZM102 208V209H101ZM203 208V209H202ZM212 208H213V211L211 212V211H209L208 212V210L210 209V210H212ZM55 209H57L56 211H57V214H55L54 212H55ZM141 209V210H140ZM143 209H145V210H143ZM149 209V210H148ZM163 209H165L167 212L165 213L164 211L165 210H163ZM174 209V210H173ZM176 209V210H175ZM215 209H216V211H215ZM255 209V210H254ZM20 210L23 212L24 211V206H21L20 207ZM49 210H50V212H49ZM95 210V211H94ZM99 210V211H98ZM109 210H110V212L112 211V214H113V212L115 213V214H117V216L116 215H114V218L112 219H110V217H113V215L112 214H110V212H109ZM156 210V211H155ZM223 210V211H222ZM98 211V212H97ZM146 211V212H145ZM152 211L154 212L153 214H152ZM161 211V212H160ZM173 211H175V212H173ZM255 211V212H254ZM58 212L60 213V214H58ZM102 212V213H101ZM103 212H105L106 213V215H108V217L109 218H105V217H107L106 215H104V213ZM162 212H163V214H162ZM179 212V213H178ZM211 212V213H210ZM49 213V214H48ZM64 213H65V215H64ZM107 213H109V214H107ZM145 213H146V215H145ZM162 214V215H160V214ZM171 213V214H170ZM176 213V214H175ZM211 214L210 215V217H208L209 216V214ZM215 213V214H214ZM224 213V214H223ZM56 215V217H55V215ZM61 214H63L62 215V217H61ZM96 214V215H95ZM142 214H144L146 217H145V219H144V215H142ZM148 214V215H147ZM155 214V215H154ZM112 215V216H111ZM160 217H159V216ZM170 215V216H169ZM173 215V216H172ZM176 215V216H175ZM182 215V216H181ZM229 216L228 218H227V216ZM258 215H260V217H258ZM19 216H21L20 218H19ZM60 216V217H59ZM105 216V217H104ZM148 216V217H147ZM153 216V217H152ZM157 216V217H156ZM163 216V217H162ZM167 216H168V218H167ZM172 216V217H171ZM175 216V217H174ZM181 216V217H180ZM213 216H215V217H213ZM220 216V215H219ZM116 217H118V218H116ZM162 217V218H161ZM174 217V218H173ZM217 217V218H216ZM221 217H219V218H221ZM17 218V219H16ZM15 219H14V222L17 224V223H19L22 219L21 218H23L22 217V214H20V215H18L17 217H16ZM57 218V219H56ZM63 218H65L66 220L64 221L63 220ZM116 218V219H115ZM150 218V219H149ZM155 220H154V219ZM158 218V219H157ZM164 218V219H163ZM165 218H167V220H165ZM177 218H179V221H178V219ZM212 218V219H211ZM216 218V219H215ZM19 219V220H18ZM98 219V220H97ZM158 221H157V220ZM168 219H169V221L171 222V223H173V225H171L169 222H167L168 221ZM172 219V220H171ZM174 219V220H173ZM180 219H182V220H180ZM209 219L211 220V221H213V223L211 222V221H209ZM228 219V220H227ZM153 220V221H152ZM165 220V221H164ZM215 220V221H214ZM220 220V221H219ZM59 221H61L60 223H59ZM63 221H64V224H63ZM148 221H150L149 223H148ZM154 221H156V222H154ZM161 221V222H160ZM163 221V222H162ZM173 221V222H172ZM182 221V222H181ZM219 221V222H218ZM51 222V223H50ZM181 224H180V223ZM223 222H224V219H223V221H222V224H223ZM224 222V224H226ZM52 225V228L51 227H49L50 226V224ZM57 223V224H56ZM147 223V224H146ZM174 223H178V227H175V224ZM183 223V224H182ZM204 223H206L207 224V226H206V224H205V226H204ZM262 223V224H261ZM58 224H59V226H58ZM149 224V225H148ZM167 224V225H166ZM209 224H210V226H209ZM64 226V228H63V226ZM164 226V228H163V226ZM171 227H170V226ZM180 225V226H179ZM257 225V226H256ZM56 226V227H55ZM157 226V227H156ZM90 227V228H89ZM56 228L58 229V230H56ZM62 228V229H61ZM170 228V229H169ZM171 228H172V230L175 228V231L173 230H171ZM182 228V229H181ZM256 228V229H255ZM51 229V230H50ZM154 229V230H153ZM161 229V230H160ZM162 229H163V231H162ZM178 229V230H177ZM160 230V231H159ZM177 230V231H176ZM48 231H50V232H48ZM59 231L61 232H63L64 231V233H62L61 232V235L63 236H59ZM162 231V232H161ZM167 231V232H166ZM172 231V232H171ZM179 231V232H178ZM256 231V232H255ZM53 232V233H52ZM58 232V233H57ZM163 232H165V234L163 233ZM177 232V233H176ZM183 232V233H182ZM255 232V233H254ZM48 233V234H47ZM163 233V234H162ZM170 233V234H169ZM174 233H176V234H174ZM182 233V234H181ZM258 233V234H257ZM168 234H169V237H168ZM171 234H172V237H170L171 236ZM179 234V235H178ZM181 234V235H180ZM52 235V236H51ZM69 235V236H68ZM177 235V236H176ZM257 235V236H256ZM58 236L59 237H61V238H58ZM256 236V237H255ZM46 237H48V238H46ZM49 237H50V240H49ZM54 237V238H53ZM82 237V238H81ZM84 237H85V239H84ZM165 237H166V239H165ZM177 237V238H176ZM182 237V238H181ZM259 237V238H258ZM65 238H67L68 239V241H67V239H65ZM81 238V239H80ZM170 238V239H169ZM256 238V239H255ZM258 238V239H257ZM47 239H48V241H49V243L47 242ZM56 239V240H55ZM58 239V240H57ZM65 239V240H64ZM169 240V242H167L168 240ZM62 241V243H61V241ZM82 240H83V242H82ZM180 240L182 241L181 243H180ZM260 242H259V241ZM262 240V241H261ZM50 241H52V242H50ZM55 241V242H54ZM69 241H71L70 243H69ZM76 241H77V243H76ZM96 241V240H95ZM177 241H179L178 243H177ZM66 242V243H65ZM176 242V243H175ZM54 243V244H53ZM56 243L58 244L59 243V248H58V246L56 245ZM64 243V244H63ZM76 243V244H75ZM79 243H82V244H79ZM47 244L49 245V246H47ZM66 244H68V245H66ZM175 244V245H174ZM176 244H177V246H176ZM261 244V245H260ZM51 245L53 246V247H51ZM66 245V246H65ZM69 245H71L70 247H68L67 248V246H69ZM73 245V246H72ZM76 245V246H75ZM80 245V246H79ZM179 245H181L180 247H179ZM79 246V247H78ZM48 247H51V248H48ZM55 247H57V249L55 248ZM62 247V248H61ZM66 247V248H65ZM75 247L76 248H81V249H75ZM86 247H87V249H86ZM71 248V249H70ZM72 248H73V250H72ZM89 248V249H88ZM178 248V249H177ZM47 249H51L50 251L48 250L47 251ZM62 249V251H60ZM65 249V250H64ZM86 249V250H85ZM54 250V251H53ZM57 250V253H61L60 255L59 254H57V253H55V251ZM58 250H59V252H58ZM68 250V253L69 252H71V253H69L68 254V257L70 256V258H68L67 257V251ZM79 250V251H78ZM82 252H81V251ZM90 250V251H89ZM179 250V251H178ZM47 251V252H46ZM78 253H77V252ZM83 251H86V252H84L83 253ZM52 252H53V254H52ZM66 252V253H65ZM77 254H76V253ZM79 252H80V255H81V257H79V256H75V255H79ZM93 252V253H92ZM85 255V257L82 255ZM88 253H90V254H88ZM93 255H92V254ZM179 253L178 254H175V251H173L172 253H170V254H168V257L169 256H171V257H169V260L171 261V259L173 260L174 258L176 259V257L179 255ZM45 254H47V255H45ZM50 254V256L48 257V255ZM64 254H65V256H64ZM75 254V255H74ZM94 254H96L97 256L95 257V255ZM52 255V256H51ZM63 257H62V256ZM87 255H88V257L90 256V258L91 259H89L88 257H87ZM99 255V256H98ZM175 255V256H174ZM47 256V257H46ZM61 256V257H60ZM76 257H78L77 259H75ZM82 257H84V258H82ZM50 258V259H49ZM54 258H55V260H54ZM65 258H67L69 261H67V259H65ZM85 258H88L89 259V261H87L88 259H86V261L88 262V263H86V261L84 262V260L83 259H85ZM47 259V260H46ZM56 259H57V263H56ZM59 259V260H58ZM62 259H64V260H62ZM78 259H80V260H78ZM83 260V262H82V260ZM174 259V260H175ZM47 262H46V261ZM92 260V261H91ZM95 260H97V261H95ZM102 260V261H101ZM168 260V259H167ZM44 261V262H43ZM54 261V262H53ZM64 261V263H62ZM66 261V262H65ZM50 262V263H49Z\"/></svg>",
    "mask_w": 264,
    "mask_h": 264
}]
</instances>
